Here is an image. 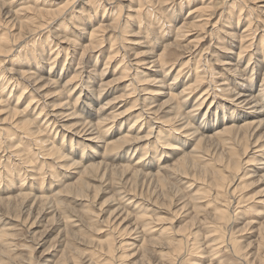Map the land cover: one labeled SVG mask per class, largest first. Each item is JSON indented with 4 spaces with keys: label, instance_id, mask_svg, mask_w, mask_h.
Wrapping results in <instances>:
<instances>
[{
    "label": "rangeland",
    "instance_id": "obj_1",
    "mask_svg": "<svg viewBox=\"0 0 264 264\" xmlns=\"http://www.w3.org/2000/svg\"><path fill=\"white\" fill-rule=\"evenodd\" d=\"M22 1H24V3H22ZM232 1L233 0H206L204 3L208 8L204 9L202 13L196 12L195 14L201 13L203 18H207L209 15L211 16L213 14L211 21L206 25L195 26L193 29H190L186 37L177 40L175 39L176 32L173 30L174 28L171 27L179 26L184 20L185 15H187L188 10L205 5L202 4L201 0H169L164 11L163 6L157 5L152 8V6L145 4V6L148 7H143L136 15L135 20H133L134 24L132 22H128L127 24L124 23V17L127 13L135 15L138 11L134 12V10L138 8L137 6L139 3L143 2L142 0H112V4L107 3L105 0H100V4L96 7L94 5H86V3H84L86 0H49V3H47L49 6L44 7H48L51 10L62 9L68 12L79 10L82 11V13L77 16V19L75 18L76 22L74 18H70L68 15L58 19L55 24L53 21L47 20L41 27L44 28L42 29L43 31L36 30L37 32L34 31L32 33L33 35L31 34L32 37L35 35L36 38L39 34H43V37H41L43 39H46L47 34H51L47 39L48 44L44 46V53L38 52V48V53L35 50L33 56L39 61L40 68L37 69L39 70L37 74L43 75L42 78H44L45 82L48 81L45 89L42 90V95L45 94L44 99L46 98V102H49L48 105L50 106L51 104L60 103L59 99L63 101L66 97L69 99L70 103H73L78 92L75 91L72 94H68L69 92H66V88L64 87H69L74 83L68 82L67 85H63V82L66 81L71 73L76 75L73 80H79L80 74L84 77L88 72L92 79H90V83H88V79L86 80L87 82L82 80V86L87 84L86 88L88 90L92 88L95 94L92 93L93 95L89 97L88 93L87 101L89 102L87 103H89V106L83 105L84 99H82V97L79 98L75 108L76 115L79 116L78 120L81 121L82 118H86L87 120L90 119L87 114L82 113V110L79 109V105L82 104L84 109L86 108V110L93 111L110 100L112 103L109 105L107 111L116 109V112H122L121 120L124 121L122 127H119L117 124L119 128H117V130L115 129L116 127L113 129L116 131L119 130L118 133L126 131L129 123L131 124L135 115L138 114L139 108H143L142 106L148 102V99H141L140 101L138 98L137 101L134 100L141 93L137 90L143 87L148 89H155L157 87H153L154 85L150 84L138 85L137 83L132 85L131 88L127 87L126 84L130 79L128 72H131L132 69L131 66H128L129 71L125 70L124 74L120 73L121 69H118L119 67L117 66L120 63L121 56L125 55L122 62L123 64L128 61L127 57L133 59V54L140 51L142 52V50H148L151 52L150 55L156 57L162 52L165 44L172 42L171 47L168 48V54L166 52L164 53V64H162V66L165 68L160 75L156 76L158 79L160 77L162 79L164 78L165 84L171 80L173 74L179 67L183 69V71L189 68L191 71L198 64L197 69L204 66V69H208L211 73V71L215 72L217 71V67H220L215 59L220 58V61L221 58L229 56L234 58L233 61L236 62L239 49L238 41L234 38V46L231 48V51H227L230 46L227 43L223 44L222 42L224 41L222 40L218 42V35L221 34V36H225L222 33L223 28L224 30H226V28L229 30L231 27L230 24L234 25L235 23L234 28L236 27V32L239 33L247 24L245 19L248 18V12L252 16L254 14L259 16L260 21L258 20L259 25L257 24V27L258 32H261L260 30L264 29V26L260 25V23L263 24L262 19H264V13L261 15L255 9L250 8L253 7V3H257L258 5L264 4V0H236L233 7H229L228 5H230ZM32 2L33 0H18L16 2L18 4L12 9L17 8V6L21 4L30 6L34 3ZM97 2L99 3V0H97ZM179 2L182 4L181 9L177 4ZM167 8L170 9L168 10ZM155 9H161L162 12H156ZM173 10L175 11L172 12ZM219 12H221V14H219ZM240 12L241 14H239ZM110 13L112 18L113 16L116 17V24H114L116 28H112L113 31L110 30L108 32H102V29L105 30L106 27L101 28L100 34H104L101 41L102 47H100L97 53H88L83 55L82 59L79 60L78 58H80L82 52L81 49H83L82 46L85 43V45H87L90 41L88 40L89 33L87 32L91 31L92 27H97L100 24V19L106 15L109 17ZM171 15H174L173 17H175V19H173ZM218 17L220 19L211 30L213 22L216 21ZM31 18V13H27L22 17V20L26 19L28 22L20 24L16 22L11 28V25L4 24L3 17H0V36L4 33L3 38L11 45L12 35L10 36V34H16L14 36L17 38V33H19V31L27 33V27H31L34 22L40 23L39 20H31ZM107 19L108 18L103 22L101 21V24H107L109 21ZM184 21H188V19ZM222 24H229L230 27L228 28V26H226L225 28V25ZM60 25L65 26V29L67 28L66 31H62L67 34V42L65 40H63L64 42L58 40L59 38L56 36V34L60 32L56 31L55 28L61 27ZM77 25L83 26L82 30L84 33L82 30H78L81 36L70 34V29H75L73 27ZM169 25L172 29L169 34L164 33V30L166 31L167 28H164L163 32L160 30L162 26L169 27ZM184 28V30H186L189 29L190 26ZM109 34L111 36H109ZM59 36H61V34ZM92 37L90 38L92 39ZM199 37L203 38L201 44H194V40ZM18 38V40L24 39L23 37ZM137 39L142 42V45L138 46L131 43V41H137ZM18 40L16 39L15 42ZM112 42L115 46L112 45ZM259 43L260 42H258V44ZM36 44H38V41ZM244 44L247 43L244 42ZM258 44L254 47L255 50L254 48L252 51L249 49L250 51L248 50V53L243 52L240 54L238 67L242 69L246 64L248 54L251 52L254 53V60L250 65L254 68L256 66V68L252 77L251 89L249 88V90L254 94L260 89L261 96L264 94V62L262 61L264 46L262 47L263 50H261L259 48L261 45ZM42 45L44 44L42 43ZM218 45L222 46V50L219 51L217 47L216 49L214 48ZM111 47L113 49H111ZM52 48H56V50L53 51ZM122 49H124V51ZM13 53L14 51L0 53V60L4 59L0 61V66H2V70L4 69V73H2L1 70L0 72L3 74L2 78L5 80L18 79L16 82H18L20 86L15 89V92L13 90L14 93L12 92L9 95L7 102L12 108L18 107V109H22L29 96V92L27 93L29 87L25 90L26 93H22V97H20L17 105H15L17 99L16 95L21 91L20 88L22 84L27 83V79L16 76L17 72L14 70H33L34 72L32 74H34L36 70L29 67V64L25 66L24 63L19 61L16 62V60L14 63L11 61V63L10 58L13 59L15 55L17 56L18 54V52H15L14 55ZM22 53L23 52H21V54ZM55 54H57V56L55 59H52V62H54L51 66L52 70L56 71V74H53L54 76L52 74L48 75L47 71L49 69V64L46 63V61H50V56H54ZM107 54L113 56L112 59H109ZM27 55V53L24 54L26 58L25 62L29 59ZM199 57L201 60L198 62L197 60ZM33 60V58L30 59L31 62ZM128 63L129 62H127V65H129ZM63 64L65 67L69 66L70 68L68 67V71L59 77L60 68ZM250 67L251 66H247L245 68L246 71H248ZM75 68L76 70H74ZM8 69L14 72L10 73ZM41 69L42 71H40ZM168 69L169 72L163 76V73ZM199 69L197 71L201 72L202 69ZM6 70L9 73L6 72ZM200 74H203L202 76L205 77L203 72ZM34 75L36 76V73ZM191 75L194 76V73ZM193 76L191 79H193ZM213 76L215 77L213 81H216V84H219L223 77V75H218L216 73ZM11 77L13 78L11 79ZM230 79L238 78H234L232 75ZM0 81H3L2 84L4 83L3 79H0ZM44 81L40 84L45 83ZM186 81L189 80L185 79L178 83L174 91H179ZM235 81L240 82L239 79ZM14 82L15 81H13V83ZM76 82L80 83L79 81ZM207 84H209V82H207ZM207 84L203 83V85H200L187 103H181V110L185 112L186 109L192 105L194 98L199 92L206 88ZM103 86L105 87L104 91L100 93L95 91L99 90V87L101 89L104 88ZM79 87L81 86L79 85ZM148 89L146 90L148 91ZM66 93L68 96H66ZM6 97L7 93H4L2 99H6ZM111 98H114V100ZM211 99H213L212 105L208 103ZM41 100L42 99H40V101ZM153 101L151 106H154V109L160 107L157 115L160 119L167 120L174 116L175 111L165 112V110L169 105H175L176 101H167V96L162 95L154 96ZM215 101L223 103L227 108L234 106L232 102H230L228 96L223 95L218 90L212 91L211 98L208 97V101L199 109L197 116L193 119H189L191 125L197 127V124L199 125V123L209 115L210 111H214L216 105ZM207 106H210V111H208L209 109L207 111L205 110ZM219 110L220 109L217 110V119L218 117L222 118V112ZM234 110L236 114L240 116L238 119L234 120L237 124H240L244 121V117L241 116L240 113L242 112L245 114L248 110L243 107H236ZM1 117H3V114L0 111V118ZM15 118L17 119V117ZM40 118L39 123H41L43 117ZM12 119L13 118L8 117V119H6L7 121L5 120L3 123L8 133H4L0 129V229H4L10 234L8 236L10 246L4 248L5 256L7 257H1L4 259L3 262L5 264H72V261H76V264L77 262L78 264H104L107 256L103 248L106 246L105 241L107 240H111L115 246H118V249L113 252V257L111 259L108 257L109 264H173V262L174 264H264V147L260 150L257 149L259 143H264V124L254 133H245L244 138L239 136L235 140L227 141L225 145L221 142L218 143V139L215 137L203 138L205 136L202 135L212 134L211 132H213L215 128H221L223 126L222 122H228L229 119L223 118V120L220 119L221 122L219 121L216 125H210L209 128L210 131L212 130L211 132H204L200 127L199 133L197 134L203 139L200 138V140L195 141L197 135L189 146H179V148L174 150L168 147L163 148V146L161 147L159 144L156 145L158 148L156 153V150L153 148V139H146V137H143L149 133H126L129 137L133 138L135 137L133 135L136 134L137 136H142L145 140L137 142V147L140 149L144 148L141 150L136 149V151L131 154L129 149L125 146L126 148H124L122 154L128 152L129 155L125 153V155L119 157L117 156L118 147L113 148V146H111L114 149H112V151L110 147L106 149L104 142H99L101 147H96L93 152L88 146L82 148L79 146V143L76 144V137L74 138V136L72 141L73 148L71 150L69 149L70 146L68 145V141H66L69 133H64L65 137L64 139L62 138V140L59 134L53 132L40 133V135L45 138L43 139L39 135L40 139L37 140H41V142H36V140L32 138V135V137L30 136V138L27 139L25 137L26 134L22 133L21 130L15 129L9 125ZM257 119L255 118V120ZM245 121H249V118ZM151 122H153L151 118H146V122L143 124L142 128L144 132L147 131L145 125H147V123L151 124ZM32 125L33 124H30V126ZM50 131L51 130H48V132ZM103 133L104 132L98 134L101 140H105V142H107V138L114 139L118 135V133ZM108 134L110 135L108 136ZM174 134L177 135L179 133ZM230 135L232 137L235 133H230ZM240 135H243V133H240ZM53 136L55 139H53ZM63 141L64 147H62ZM195 143H197V145L194 148V154L197 159L194 157L192 158V153L190 152ZM41 145L43 147H58V154L64 156L68 160L61 156L57 160L50 157L46 158L44 150L39 149ZM73 150L74 153H76L75 155L72 153ZM105 150H107L106 153H109V155H104ZM253 150L258 151L253 153ZM166 154H168V157H166ZM186 156L188 159H186ZM260 158H262L260 160L263 162L262 164L260 161H257ZM177 159L179 162L178 164ZM236 159L237 162H235ZM73 160L78 162L81 161L82 165L91 162L96 164L97 167H93L89 172H85L81 170L83 167L75 168L74 165L71 166ZM138 160L140 161L136 163V165L135 162ZM148 161H150L151 165ZM69 163L70 166L68 165ZM42 164H44L43 167L40 166ZM157 164H159L158 167H156ZM162 166L166 167L161 169ZM177 169L178 171L176 172ZM75 170H78V174ZM221 175L224 176L223 179ZM78 177L81 179L79 180L80 183L86 182L88 186L83 185L84 190L82 192L80 184L75 182ZM72 181H74V183ZM217 182H221L222 185V187L218 189L219 191L214 187ZM68 183L70 185L65 187ZM48 186L50 188H48ZM18 193H23L24 195ZM142 207L145 208V214H147L146 218L154 220L150 223L151 225L155 224V230L149 234L147 232H140V224H136L137 220H134L137 214L144 212ZM116 208L123 211V213L114 219L112 213L115 211L112 210ZM222 208L225 209V212L222 214L223 219L220 220L219 216L214 212ZM122 218L124 219L121 220ZM155 218L158 221H156ZM137 227L139 228L136 230L135 228ZM120 228L127 229L121 231ZM159 230H162V233H160ZM158 232L160 234H158ZM133 238H137L138 241H134ZM120 240L122 242H131L132 244L126 247L124 251V249H121L119 246ZM192 240L196 243L194 245L195 247H191L190 243ZM232 240H235L238 246V251L234 252L235 254L229 247V242H232ZM216 242H220L217 244L218 248L216 246L209 251V249H211L210 245L216 244ZM172 244L179 245L177 246L180 252L178 256H176L177 253L174 254L172 251V248H175ZM227 246L229 248H227ZM122 251H124V254H122L121 257L120 252ZM165 253L170 254V256L173 254L172 258L174 259L168 257V259H172L169 261L167 257L164 256ZM118 255H120V257ZM71 259L72 261L70 262Z\"/></svg>",
    "mask_w": 264,
    "mask_h": 264
},
{
    "label": "bare ground",
    "instance_id": "obj_2",
    "mask_svg": "<svg viewBox=\"0 0 264 264\" xmlns=\"http://www.w3.org/2000/svg\"><path fill=\"white\" fill-rule=\"evenodd\" d=\"M17 1L18 0H0V17H3L4 20L3 19L2 20H3V23L4 24H10L11 25L10 27L12 28L14 26V24H16V22H18L19 24L20 23H23V22H28L26 19L22 20V17H24V15H26L27 13H31V16H32L31 20L32 19H36V20H39L40 23L34 22L33 25H31V27H27L28 28L27 29L28 30L27 33L26 32L19 31V33H17V38L14 36L16 34H10V36L12 35L11 36L12 37V41L10 42L11 45L9 44V42H7L6 39L3 38V36H4L3 34L4 33H2L1 36H0V53H9L10 51L11 52L14 51V53L15 52H18L17 56L15 55V57L13 59L10 58V62L12 61L14 63V61L16 60V62L19 61L21 63H24L25 66L27 64H29V67H31L32 69L36 70V72H35L36 73V76L34 75L35 73L32 74L34 72L33 70H27V71L24 70V69H21V70L18 69L19 71L18 70H14L15 72H17V75L16 76H18L19 78H22V79H27L26 80L27 83H24V82H23L24 84L21 83L22 84V86L20 88L21 91L19 93H17V95H16L17 99H16V102H15V105H17V102L19 101L20 97H22L21 96L22 93H24L25 90L28 87H29V90H27V93L29 92L28 93L29 96H28V98L26 100L25 106L22 109H18V107L17 108H12V107L9 106V103L7 102V98L13 92V90L15 92L16 91L15 89H17L20 85H18V82H16V80H18V79L13 80L12 79L13 77H11V79L13 81H15L14 83H13L12 80H9L8 81V80H5L4 78H2V75H3L2 73H4V69L2 70V68H1L2 66H0V70L2 72V73L0 72V74H1L0 75V79H3L4 80V83L3 84H2L3 81H0V107L4 106V107L0 108V111L3 114V117L0 118V129L4 133H8V131L5 128V126H4L3 123H4V121L6 119H8V117H11L13 119H12L11 124H9V125L11 127H14L15 129L17 128L18 130H21L22 133L26 134L25 137L27 139L30 138V136L32 135L33 137L32 136L31 137L34 138V140H36V142H41V140H39V141L37 140V139H40V136H41L40 133H51V132H53V133L59 134L60 137H61V140H62V138L64 139V137H65V134L64 133H69L68 138H67L66 141H68V145L70 146L69 149H71V150L73 148L72 147L73 146L72 141L76 137L77 138V139L75 138L76 144L79 143L80 144L79 146H81L82 148H85L86 146H88L90 148V150H92L94 152V150H95L96 147H101V145H100L99 142H104V145L106 146V149H107V147L108 148L110 147V149L112 150L113 148L118 147L117 148L118 149L117 156L122 157L123 155H125V153L128 154V152H125L124 154H122L124 148L127 147L129 149L130 153L132 154V152H135L136 149H138V150L140 149L139 147H137L138 146L137 145V142H139L141 140H145L144 138H142V136H137V134L136 135H133V136H135L133 138V137H129L126 133H149L146 136L144 135L143 137H146V139H150V138L153 139V145H154L153 148L156 150L155 151V153H156L158 151V148H157L156 145H159V144L161 145V147L163 146V148L168 147L169 149H173V150L176 149V148H179V146H181V147L189 146L191 144V142L194 141L193 139L198 135L197 133H199L198 131L200 130V127L203 129L204 132H208V131L211 132L212 130L210 131V128H209L210 125L211 126L216 125L219 121L221 122L220 119L223 120V118L224 119H229L228 122L227 121H226L227 123L222 122L223 123V126L221 128L220 127L215 128L213 130V132H211L212 134L202 135V136H205L203 138L215 137V138L218 139V140L216 139L218 141V143L221 142L222 144L225 145V143L227 141H229V140H235L239 136L240 137L242 136V138H244V134L245 133H254L255 131H257V129L262 124H264V94L260 96V89H259V91H257V93H254V94H252L250 92V90H249V88L252 85V77H253V74L255 73V68H256V66L254 68V67H252V65H250V64H252V62L254 60V56H253L254 53L251 52L250 54H248V58L246 60V64L242 67V69H240L238 67V61L240 59V54H242L243 52L244 53H246V52L248 53V50L249 49H251V51H252V49L258 44V42H260L259 44L261 45V47H259V48L261 50H263L262 47L264 46L263 45L264 44V29L260 30V28H259V30L261 32H258L257 24H258L259 16L256 15V14H254L252 16L248 12V16H247L248 18H246V19L243 18V19H245V21L247 22V24L239 31V33L236 32L237 31L236 30V27L234 28V25L236 23L234 25L230 24L231 27L229 26V24L228 25L227 24H222V25H225L224 26L225 28H226V26H228V28L229 27L230 28H229V30L227 28H226V30H224V28H223L222 33L225 36H221V34H219L218 35V42H221V40H222V41H224V42H222L223 44L224 43H227L230 46V47H228L227 51H231V48L234 46L233 39L235 38L238 41V43H239V46H238L239 49H238V52H237L238 53V56L236 58L237 60H236V62H234L233 61L234 58H231L229 56H227L226 58H221L220 61H219L220 58L219 59H215L220 67H217V71H215V72H212L211 71V73L208 71V69H206V68L204 69V66L203 67L201 66L202 67V68H200V69H202L201 72H203L205 74V77L202 76L203 74H200L201 72L197 71L199 69V68L197 69V67H198L197 66L198 64H197L196 67H194L193 70H191V71H190V68L187 69L186 71H183V69H181L180 67L177 68V70L173 74V77L171 78V80L168 81L166 84L164 83V78L163 79L161 77H160L161 79L160 78L159 79L156 78V76L157 75H160V73H162V70L165 68L164 66H162V64H164L163 63L164 53L166 52L168 54L167 51L169 50L168 48L171 47L172 42L165 44L163 46V49H162V52L163 53L162 52L159 53L156 57H153L152 55H150L151 52H149L148 50H146V51H143L142 50V52L140 51V52L134 53L133 54V57H132L133 59H130L129 57H127L128 58V61H126L125 64H123L122 62L124 60L125 55L124 56H121L120 63L117 66V67H119L118 69H121L120 73L124 74L125 73V70H128L129 69L128 66H131V69H132L131 72L128 70L129 71L128 72V75L130 76V79L128 80L129 82L126 84L127 87L131 88L132 85H135V83H137L138 85H140V84H150V85H154L153 87H157V88H155V89H148L146 87H143L142 89H138L137 88L138 89L137 91L138 92H141V93L139 95L137 94L138 96L134 100L137 101L138 98L140 99V101H141V99L142 100L148 99V102H146V104L142 106L143 108H141V107L139 108L140 110H139L138 114L135 115V117L132 120V123L131 124L129 123V126H128L127 130L124 131V132H119L118 133L119 130L116 131L117 128L122 127V125H124V121L121 120L122 112H116V109H114V110L112 109L110 111H107L109 109V105L112 103L110 100H108L107 102H105L103 105L97 107L93 111L92 110L90 111L88 109L86 110V108L84 109V107H83L84 104L87 105V106H89V103H87V102H89V101H87L88 100V93H89V97L92 96L93 94H95V92H94V90L92 88H90L89 90L86 88L87 87L86 86L87 84L85 86H82L83 85L82 84V80L85 81V82H87L86 80L88 79V83H90V79H92V77L88 74V72H87L86 76H84V77L82 76V74H80L79 80H73L76 75H73L71 73L72 75L70 74L68 76V78L66 79V81L63 82V85H67L68 82H73L74 84L76 83L75 85L72 84L69 87H64V88H66V92L67 91L69 92L68 94H70V93L72 94L75 91L78 92V94L75 96V99H74V102L73 103H70L69 99L66 97V99L63 100V101L59 99L60 103H58V104H51V106H50V105H48L49 102H46V98L44 99V95L45 94L42 95V90L45 89L46 84L48 83V81L45 82L44 81V78H42L43 75H40V74L38 75L37 74L38 71H39L37 69L40 68L39 61H38V59H35L36 57L34 58L33 56H34L35 50L37 52L38 48H39L38 52L44 53V46H45V44H48L47 39L49 38V35H51V34H47L46 39L41 38V37H43L42 36L43 34L42 35L39 34L37 38L35 37V35L32 37L31 34L34 31H36V30L43 31L42 29H44V28H41V27L43 26V24H45V22L47 20H51L55 24L58 19H60L62 17H65L67 15L70 18H74V19L76 18L77 19V16L80 15L82 13V11H79L78 10V11H75V12H71V11L68 12L66 10L63 11L62 9L51 10L48 7H44V6H49L47 4V3H49V0H33L34 3L32 2L33 4L30 5V6H25V5H22L21 4V5L17 6V8L12 9L16 4H18V3H16ZM105 1L107 3H109V4H112V0H105ZM142 1L143 2H141V3L138 4V6H137L138 8L134 10V12L138 11V12H136L135 15L134 14H130V13H127L126 14V16L124 17V20H125L124 23L127 24L128 22H132L134 24L133 20H135L136 15L143 9V7H146L145 4L152 6V8H153V6L156 7L157 5L163 6V11H164V9L167 7L166 4L169 3V0H142ZM201 1H202V4H205L204 2L206 0H201ZM235 2H236V0H233L231 2V4L228 5V6L229 7H233V4ZM22 3H24V1H22ZM51 3H52V1H51ZM84 3H86V5L89 4V6H91V5L93 6L94 5L96 7L98 4H100V0H99V3L97 2V0H86V2H84ZM177 4L179 5V7L181 9L182 4L180 2L177 3ZM252 6H253L252 8H250V7L249 8L250 9H255L256 11H258L259 14L263 15V13H264V4L258 5L257 3H253ZM104 8H106V7H104ZM170 8H172V7H170ZM206 8H208V6L205 4L203 6H199L198 8L195 7V9H190V10L187 11V15H185V17H184V20L185 19H188V21H184L183 20L182 23L179 26H177V27L176 26L171 27L170 25H169V27H166V26L163 27L162 26L160 28V30L163 32L164 28H167L166 31L164 30V33L169 34L170 31H172L171 28H174L173 30L176 32L175 39L178 40V39H181L182 37H186L189 34L190 29H193L195 26L206 25L207 23H209L211 21V18L213 17L212 16L213 14L211 16L209 15V17H207V18L206 17H204V18L202 17V14L201 13ZM161 9H155V11L161 13L162 12ZM149 11H150V8H149ZM174 11L175 10H173L172 12H174ZM196 12H198V13L201 12V13L200 14H195ZM144 14H145V12H144ZM219 14H221V12H219ZM239 14H241V12ZM110 15H111V13H110ZM110 15H109V17L107 15L104 16V17H102V19H100V24L97 27H92L91 28V31L87 32V33H89L88 34V37H89L88 40H90V41H89V43L87 45H85L86 44L85 43L82 46L83 49H81L82 52L80 51L81 52V55H80V58H78L79 60L82 59V56L83 55H86L88 53H92V54H93V52L94 53H97L99 51L100 47H102L101 46L102 45L101 44V41H102V37H104V34H100L101 28L106 27L105 30L102 29V32H108V31L112 30V28H116V25H114V24H116L115 23L116 17L113 16V18H112V15L111 16ZM86 16H90V15H86ZM169 16H170V14H169ZM173 16L174 15H171V17H173ZM200 17H202V18H200ZM106 18H108L107 20H109L108 23L107 24H105V23L104 24L103 23L101 24V21L103 22ZM155 18H156V14H155ZM76 19H75V22H76ZM111 19H112V21H111ZM173 19H175V17H173ZM219 19L220 18L218 17V19L213 22V24H212L213 26H212L211 30L214 28V25L216 24V22ZM253 20H254V22H253ZM199 22H201V23H199ZM68 23H72V22H68ZM262 23L263 24L260 23V25L264 26V19H262ZM50 26H51V24H50ZM137 26H139V25H137ZM186 26L187 27L190 26V28L184 30L185 29L184 27H186ZM48 27H49V25H48ZM73 28H75V29H72L71 28L70 29L71 30L70 31V34L81 36L79 34L78 30H82L83 29V26L77 25V26H75ZM140 28H141V26H140ZM55 30L58 31V32H60L59 34L58 33L57 34L55 33L56 36L59 38L58 40H62V41L65 40L66 42L68 41L66 39L67 34L62 32V31H66L67 30V28L65 29V26L62 25L59 28H55ZM124 31H126V30H124ZM82 32H83V30H82ZM60 34H61V36H59ZM109 36H111V35L109 34ZM18 37H23L24 39L23 40H18L19 39ZM90 37H92V39ZM202 37H204V36H202ZM202 37H199L196 40H194V42H195L194 44H201V41L203 40ZM13 38H14V40H13ZM74 38H75V36H74ZM16 39L18 41L15 42ZM68 39H70V38H68ZM145 39H148V38H145ZM37 41H38V44H36ZM72 42H73V40H72ZM244 42H246L247 44H244ZM42 43L44 45H42ZM109 43H110V41H109ZM131 43H133L135 45H138V46L139 45H142V42L141 41H138V39H137V41H131ZM51 45H52V43H51ZM112 45H114V43ZM218 46H215L214 48L216 49V47H217V49L219 51L222 50V46H219V47ZM112 47H111V49H113ZM73 48H75V47H73ZM55 50H56V48L53 49V51H55ZM63 50H64V48H63ZM67 50H65V51H67ZM122 50L124 51V49H122ZM254 50H255V48H254ZM21 52H23V53L21 54ZM14 53H13V55H14ZM25 53L28 54L27 56L29 58V59H27L26 62H25L26 58L24 57V54ZM138 53H139V55H138ZM261 53H262V51H261ZM263 54H264V51H263ZM13 55H11V56H13ZM109 55L107 57H109V59H112L113 56H109ZM113 55H114V53H113ZM56 56H57V54H55L54 56H50V59L51 60L50 61H46V63L49 64V67H48L49 69L47 71V74L48 75L56 74V71L52 70V66H51V64L54 62V61L52 62V59L53 58L55 59ZM138 56H144V57H138ZM32 58L34 60L31 62L30 59H32ZM262 58H263L262 61L264 62V55H263ZM3 60L4 59H2L0 61H3ZM199 60H201L200 57L198 58L197 61L199 62ZM22 61H24V62H22ZM127 62H129L128 63L129 65H127ZM255 65H257V64H255ZM247 66H251L250 69H248V71H246V69H245ZM68 67H65L64 64H63V66L60 68L61 71L59 73V77L62 76L63 74H65L66 71H68L67 69L70 68V67L69 68ZM117 67H116V69H117ZM74 70H76V68ZM8 71L10 73L11 72L12 73L14 72L13 70L11 71L10 69H8ZM8 71L6 70V72H8ZM40 71H42V69ZM49 72H51V73H49ZM168 72H169V69L165 73H163V76H165ZM192 73H194V76L191 75ZM215 73L218 74V75H223V77L221 79V82L219 84H216V81L215 82L213 81V79L215 78L213 75ZM45 74H46V72H45ZM232 75L234 76V78H238L240 80V82L235 81V80H238V79H230V76H232ZM240 75H243V76H240ZM192 76H193V79H191ZM216 77H218V76H216ZM49 79H51V78H49ZM185 79H188L189 81H186L185 84L183 86H181L180 90L177 91V92H175L174 90L176 89L177 84L180 83V82H182ZM43 81L45 83L40 84ZM76 81H79L80 83H77ZM204 81L209 82V84H207V82H204ZM203 83H206L207 84L206 88L203 91L199 92V94L194 98L192 105L188 109H186L185 112H184V110H181V107H182L181 103L182 104L183 103H187L190 100V98L193 96L194 91H196V89H198L200 87V85H203ZM79 85L81 87H79ZM138 85H137V87H138ZM145 88L148 89V91ZM104 89H105V87L102 88V89L99 87V90H95V91L97 93H100L101 91H104ZM84 90H86V91H84ZM215 90H218L223 95L228 96L230 98V102H232V105H234V106L233 107L230 106V107L227 108V107L224 106L223 103H221L219 101H215V103H216L215 110L214 111H210L211 110V109H209L210 106H207V108L205 110L207 111L209 109L208 111H210L211 113L209 112V115L207 117H205V119L203 121H201L199 123V125L197 124V127H194L193 125H191L189 119L190 118L193 119L195 116H197V113H199V109L202 107V105L205 102L208 101V97L211 98L212 91H215ZM4 93H7L6 99H2V97L4 96ZM68 94L66 93V96H68ZM158 95L167 96V101H169V100L176 101L175 105H172V106L169 105L168 108L165 110V112L166 111L167 112H169V111H175V114H174V116L172 118L167 119V120H162V119H160V117L157 116L158 115V110H159L160 107L158 108L155 105L157 108L154 109V106H151V104L154 102L153 101L154 96H158ZM80 97H82V99H84V100H83V105L82 104L79 105V109L82 110V113H85V114L88 115V117H90V119L88 118L89 120H87L86 118H82V120L79 121L78 120L79 119V116L76 115L75 108H76V105H77L78 100H79ZM40 99H42V100L40 101ZM111 99L114 100V98H111ZM212 102H213V99H211L210 102H208V103H210V105H212ZM236 107H243V108H245V109L248 110V112L245 113V114H243L242 112L240 113V115L244 117V121H242L240 124H237L235 122V120H234V119H238V117H240V116H238L236 114V112L234 110ZM175 108H176V110H175ZM218 109H220L219 111L222 112V114H221V117L222 118L218 117V119H217V110ZM260 116H262V117H260ZM15 117H17V119ZM40 117H43L41 123H39L40 122V119H41ZM14 118H15V120H14ZM146 118H151V120H153V122H151V124L149 123L150 125L148 123H147V125H145L147 127V131L144 132V130H142V128H143V124H145V122H146ZM248 118H249V121H245ZM250 118H252V119H250ZM255 118L256 119L258 118V119L255 120ZM72 120H73V122H72ZM30 124H33V125L30 126ZM117 124H118L119 127L117 126ZM113 128H115L116 130H114ZM48 130H51V131L48 132ZM102 132H104V133H118V135L114 139H108L107 138L108 139L107 140L105 138L106 141H107V142H105V140H103V141L101 140V137L98 134V133H102ZM201 132H202V130H201ZM174 133H179V134L175 135ZM223 133H226V134H223ZM230 133H235V135L234 136L232 135V137H231ZM240 133H243V135H240ZM109 135L110 134H108V136ZM54 136H55V134H54ZM54 136H53V139H55ZM73 136H74V138H73ZM200 138H202V137H200V135H198L196 137V140L195 141L200 140ZM43 139H45V138H43ZM205 140H203V141H205ZM45 143H46V141H45ZM76 144H74V145H76ZM196 145H197V143L194 144V146L191 148V151H190L192 153V156H191L192 158L193 157L196 158L195 157V154H194V151H195L194 148L196 147ZM111 146H113V148ZM42 147H43L42 145L39 146V149L44 150V155H45L46 158H49L50 157V158H55L56 160L58 158H60V156L63 157V158H65L64 156L58 154L59 153V149H57L58 147L57 148L56 147H53V146H45L43 148ZM62 147H64V141H63ZM257 147H258L257 149L260 150L262 147H264V143L263 144L262 143H259V145ZM143 148H141V149H143ZM228 148H230V147H228ZM257 151L258 150H253V153H255ZM106 152H107V150H105V154L104 155H106V154L109 155V153H106ZM108 152H110V151H108ZM161 152H162V150H161ZM196 152H198V151H196ZM72 153L74 155L76 154V153H74V150L72 151ZM112 154H114V153H112ZM45 157H43V158H45ZM166 157H168V154H166ZM189 157H190V155H189ZM65 159H67V158H65ZM186 159H188L187 156H186ZM261 159L262 158L258 159L257 161H260ZM129 160H131V159H129ZM139 161L140 160L136 161L135 164L138 163ZM148 162L150 163V161H148ZM235 162H237V159L235 160ZM178 163L179 162H178V159H177V164ZM260 163L262 164L263 162L260 161ZM173 164H175V163H173ZM180 164H183V163H180ZM68 165L70 166V163ZM72 165H74L75 168L76 167H78V168L79 167H81V168L83 167L81 170L82 171H85V172H87V171L89 172L91 170V168L97 167L96 164H93L91 162L88 163V164L82 165L81 164V161L78 162L76 160H73L71 162V166ZM150 165H151V163H150ZM158 165L159 164H157L156 167H158ZM237 165H238V163H237ZM40 166L43 167L44 164H42ZM164 167H166V166H164ZM164 167L162 166V168L161 167L160 168L163 169ZM255 167H257V166H255ZM167 168H168V166H167ZM180 169H182V168H180ZM75 171H72V172L73 173H76L77 172V174H78V170L76 172ZM177 171H178V169L176 170V172ZM221 178L223 179L224 176L221 175ZM76 179L77 180H75V182H77V183L80 184V189H81V192H82L84 190V186L83 185L87 186V184H86V182H81L80 183L79 180H81V179L79 177L76 178ZM57 180H58V178H57ZM72 182L74 183V181H72ZM69 185L70 184L68 183V184L65 185V187L66 186H69ZM214 187H216L215 189L218 190L220 187H222L221 182L220 183L217 182L214 185ZM48 188H50V187L48 186ZM18 194L24 195L23 193H18ZM184 207H187V206H184ZM248 208H249V206H248ZM142 210L144 212H140L139 214H137L136 217L134 218V220L135 221L137 220L136 224H140V226H139L140 227V230H141V231L139 230L140 232H143V233H146L147 232L148 234L149 233H152L155 230L154 229L155 224L151 225L150 222L151 221H154V220L147 219L146 218V215L147 214H145V208H143ZM112 211H115V212L112 213L114 219L117 218V217H119V215L123 213V211H120L118 208H116V209H114ZM224 212H225V209L222 208V209L217 210L214 213L217 216H219V218L221 220V219H223L222 218L223 217L222 214ZM215 214H214V218H215ZM123 219L124 218H122L121 220H123ZM155 220L158 221L156 218H155ZM117 226H118V224H117ZM139 227H137L135 229L137 230ZM127 228H120V230L121 231H124V229H127ZM159 232L162 233V230L161 231L159 230ZM159 232H158V234H160ZM9 235L10 234L6 230H4V229L1 230L0 229V264H5L3 262L4 259L1 258V257L2 256L4 258L7 257V256H5L4 248L6 246H10V243H9V240H8V238H9L8 236ZM133 240L134 241H138L137 238H133ZM229 241H230V238H229ZM105 243H106V246L103 249H104L105 255L107 256L106 257L107 259L104 262V264H109L108 257H110V259L113 257V254H114L113 252H114V250L118 249V246H115V244L111 240H107V241H105ZM219 243L216 242V244L215 243L214 244H211L210 245V248L211 249H209V251L212 250L213 248H215L217 246V244H219ZM229 243H230L229 244V247H230V249L232 250L233 253L236 252V251H238L237 242L235 240H232V242H229ZM131 244H132L131 242L128 243L126 241H123V242L121 241L119 243V246H120L121 249H124V251H125L126 247H128ZM141 244H142V242H141ZM190 244H191V247H193L196 243H195V241L192 240V242ZM172 245L175 247V248H172V251L174 252V254L177 253L176 256H178L180 252L178 251V247L177 246H179V245H177V244H172ZM229 247L227 246V248H229ZM217 248H218V246H217ZM139 250H141V249H139ZM124 251L120 252L121 257H122V254H124ZM213 252H214V250H213ZM211 253H212V251H211ZM110 254H111V256H110ZM120 255H118V256L120 257ZM172 255L170 256V254L165 253L164 256L167 257V259H168V257H171L172 258ZM171 258L168 259V260L170 261V260L174 259V258H172V259ZM71 261H72V259L70 260V262ZM72 264H76V261H72ZM77 264H78V262H77ZM88 264H90V263H88ZM98 264H102V263H98ZM173 264H174V262H173Z\"/></svg>",
    "mask_w": 264,
    "mask_h": 264
}]
</instances>
